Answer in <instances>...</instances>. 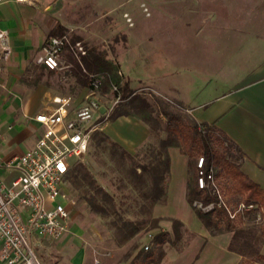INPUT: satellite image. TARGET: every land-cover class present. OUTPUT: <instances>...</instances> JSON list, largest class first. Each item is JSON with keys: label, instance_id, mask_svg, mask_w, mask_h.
I'll return each mask as SVG.
<instances>
[{"label": "rangeland", "instance_id": "rangeland-1", "mask_svg": "<svg viewBox=\"0 0 264 264\" xmlns=\"http://www.w3.org/2000/svg\"><path fill=\"white\" fill-rule=\"evenodd\" d=\"M49 1L55 7L56 16L64 26V31L70 32L73 38H83L92 50L93 47L109 49L114 44L115 36L123 34L124 26L132 25L127 20L128 12L123 9L139 7L142 3L141 8L147 17L140 16L142 23L139 31L147 33L153 40L164 37L167 40L170 37L177 40V51L181 52V57L177 61L167 58L165 71L170 73L167 76L169 82L178 83L183 91L192 97L195 105L208 102L243 84L258 60L264 56V0H184L187 5L180 12L162 10L164 6L160 5L161 0ZM43 5L42 2L33 6V14L38 22L49 16ZM108 6H117V9L109 11L106 9ZM242 39L246 42L243 43ZM165 45L169 47V44ZM163 46L161 51L157 49L152 52V63L157 70L162 68ZM28 64L30 68H34L35 59H29ZM160 71L162 70L159 69L158 72ZM56 81L60 88H64L63 92H66V71L59 73ZM37 89L36 87L35 90ZM107 92V102L111 103V106L105 115L115 106L110 87ZM135 92L134 94L144 96L150 102V111L159 122L158 129L151 128V136L147 142L130 154L114 144L112 138L105 137L102 134L105 131L94 121L88 149L71 170V173L75 172L77 175L71 177L68 182L72 198L75 199V203L70 206V233L73 234L74 243L92 257L93 263L99 258L101 262L110 259L114 264H134L133 258L139 257L137 264H141V257L154 246L153 237L156 232L160 229L167 230L169 239L173 238L171 220L163 219L160 221L161 228L142 229L126 243H118L122 233L120 223H117L118 218L138 220L145 216V197L140 190L150 189L152 181L151 175L143 172L140 165L147 164L156 157L160 138L176 136L177 131L179 145L171 147L183 150L186 146L183 138L188 136L187 142L192 143L197 150L194 158L205 155V148L199 146L193 138L197 135L191 127L195 117L186 107L170 95L166 98L156 93L150 85H142ZM211 146L215 159L214 181L219 187L223 182L229 184L231 177L227 174L225 165L228 159L236 161L237 164L239 160L228 158L227 149L220 143L213 141ZM186 156L189 161L190 156ZM80 165L87 168L97 183L113 198L115 206L109 213L101 214L94 208L93 202L103 201L101 197L96 198L94 190L84 180ZM218 171L221 176L216 177ZM169 179L170 177L164 181L167 193ZM189 179L190 173L188 181ZM223 197H230L234 204L242 200V196L235 193L223 194ZM160 204L161 208L158 207ZM106 205L108 206L107 203ZM188 206L194 209L190 203ZM181 207L179 202L168 203L165 200L154 206L153 213L155 216L168 217ZM246 219L241 223L244 235L237 244L243 245L248 251L259 250L264 253V215L257 211ZM189 223L198 236L192 237L186 245L176 246L168 240L164 245L167 251L165 261L163 260L165 264H264V259L258 258L255 253L243 256L229 249L233 231L224 230L213 237L205 226L203 228L197 215L194 222ZM146 244L149 245L148 249ZM40 254L43 256L41 258L38 254L42 264H46L44 252L40 251Z\"/></svg>", "mask_w": 264, "mask_h": 264}, {"label": "crops", "instance_id": "crops-1", "mask_svg": "<svg viewBox=\"0 0 264 264\" xmlns=\"http://www.w3.org/2000/svg\"><path fill=\"white\" fill-rule=\"evenodd\" d=\"M166 1L161 0L160 5L164 6L162 10L180 12L187 5L184 0ZM42 2L49 16L42 22H38L33 14V6ZM141 4L139 7L123 9L132 17L134 24L124 26L123 34L115 36L114 44L109 49L93 47L92 50L86 41L79 37L88 46V53L83 57L86 68L94 70L99 64L97 61L101 52L107 51L106 59L119 65L118 72L122 75V82H129L134 91L142 85H150L156 93L166 98L168 95L172 96L197 120L216 121V125L223 129L240 148L241 155L238 159L240 168L264 188V56L258 60L249 78L243 84L208 102L195 105L192 97L186 94L178 83L169 82L167 76L170 73L165 71L167 58L177 61L181 57V52L177 51V40H173L172 37L168 38L169 40L166 37L153 40L147 33L139 31L142 23L140 16L147 17ZM54 8L49 0L0 2V28L8 31L11 46L7 55H4L0 49V183L2 184L10 185L20 174L19 169L8 165V161L14 155L31 148L43 131V127L35 120V115L52 106V98L55 95L71 94L74 97L73 106H78L84 101L88 92V83L81 72L82 66L70 50L66 49L63 53V58L71 65L65 70L66 92H63L64 88H60L56 81V76L62 70H50L37 62L46 38L55 35L52 32L58 25H62ZM106 9L115 11L117 6H108ZM242 41L246 42L243 39ZM162 44L164 46L169 44V47L165 48ZM162 46L164 59L162 68L159 66L157 70L152 63L154 58L152 52L157 49L161 51ZM159 56L160 59L161 53ZM32 57L35 59L34 68H30L28 64ZM159 69L162 71L158 72ZM45 77L50 79L44 80ZM36 87L37 90H35ZM107 91L108 89L103 87L100 90V107L94 121L110 138L121 144L127 151L134 153L150 138L151 126L133 114H123L114 120L103 121L102 118L111 106V103L107 102ZM169 150L171 166L166 201L179 202L182 207L177 208L172 216L168 217L181 219L186 227L193 231L194 228L189 222H194L196 212L188 206L186 196L190 173L188 158L175 147ZM161 206V204L158 205L159 208ZM70 229L60 238L37 236L33 238L38 254L43 258L40 254V251H43L46 256V264H94L92 257L74 243ZM163 260L165 261V257ZM163 260L158 264H165ZM0 264H7L1 255ZM102 264H114V262L105 259Z\"/></svg>", "mask_w": 264, "mask_h": 264}, {"label": "built area", "instance_id": "built-area-1", "mask_svg": "<svg viewBox=\"0 0 264 264\" xmlns=\"http://www.w3.org/2000/svg\"><path fill=\"white\" fill-rule=\"evenodd\" d=\"M3 1L6 0H0ZM126 16L133 24L132 17L128 13ZM0 49L6 54L11 50L9 33L3 28H0ZM66 49L82 66L88 92L78 106H73L71 94L53 96L52 106L35 115V120L43 127L35 144L8 161L20 174L10 185L0 183V255L7 264H42L33 238H60L70 229L75 199L68 187L69 174L88 149L93 121L100 107L99 93L107 74L86 68L83 57L88 53V46L83 39H74L68 31L47 37L37 62L51 70L65 71L71 66L63 58ZM110 87L115 105L122 100L121 85L112 81ZM197 165L199 187L215 184L213 168L206 170L205 155L198 157ZM195 204L203 206L198 201ZM251 207L243 203L240 206ZM145 247L148 249L149 245ZM94 264L102 262L96 258Z\"/></svg>", "mask_w": 264, "mask_h": 264}, {"label": "trees", "instance_id": "trees-1", "mask_svg": "<svg viewBox=\"0 0 264 264\" xmlns=\"http://www.w3.org/2000/svg\"><path fill=\"white\" fill-rule=\"evenodd\" d=\"M64 26L58 27L52 33H63ZM79 38V37H78ZM77 39V38H74ZM107 51H102L99 57L98 66L94 68V72H102L107 74V79L103 84V88H109L112 81L120 83L122 91V100L115 104L113 109L108 115H105L102 120H114L123 114H133L148 123L152 129H158L159 122L156 120L150 111V102L144 96L134 94V90L130 87L129 82L123 81L122 75L118 72L119 65L112 60L106 59ZM51 70V69H50ZM89 70V69H88ZM82 76L88 83L86 74L82 70ZM113 72V74L111 73ZM182 105V104H181ZM183 106V105H182ZM123 108V109H121ZM197 135L193 138L197 141L199 146L205 148V167L206 170L213 168L214 152L211 143L218 142L227 149L228 158H235L238 160L241 152L236 142L221 128L216 125V121H199L194 118L191 126ZM176 136H167L159 139V147L157 149L156 157L148 161L147 164H141L143 172H148L151 175L152 186L150 189H141L140 193L145 197V216L138 220L118 218L120 229L122 230L121 237L118 240L119 244L126 243L131 237L139 233L142 229L150 230L153 228H161L160 221L163 219L171 220L173 238L170 240L168 237L169 232L160 229L153 237L154 246L145 252L139 260L141 264L161 263L167 254L165 243L170 240L173 245H186L190 242L196 233L186 227L185 223L177 217H163L155 216L153 213L154 206L159 202H164L167 198V186L164 181L170 177L171 155L169 148L171 146H178L179 134L177 131ZM105 137L110 139V136L102 132ZM178 134V135H177ZM189 138L184 137L183 140L186 144L185 148L181 151L190 156L188 161L190 179L187 184V200L194 207L196 215L201 220L202 224L207 228L211 235H217L224 230L233 231L232 240L229 243V249L234 250L243 256L255 253L258 258L264 259V253L259 250L248 251L243 245H239L241 237L244 235L241 223L245 221L246 217L253 215L260 211L264 215V188L256 181L252 180L237 164L236 161L228 159L225 170L231 177L229 184L222 183L220 187L211 184L209 187L200 188L198 185V159H195L196 147L187 141ZM116 145L122 147V150L131 154L121 144L114 141ZM80 171L84 180L95 192L96 198L101 197L103 203H94V208L101 214L109 213L110 209L115 206L113 198L102 186H100L96 179L91 175L90 171L84 166L80 165ZM77 175L75 172L70 171L69 181L71 177ZM221 176L218 171L216 177ZM235 193L242 196V200L237 203H232L230 197H223V194ZM201 202L202 207L195 204ZM108 204V206L106 205ZM246 206L252 205L251 208H240V204ZM210 204L213 206L205 209ZM247 220V219H246ZM264 233V225L262 226ZM245 242L247 239H244ZM243 240V241H244ZM139 257H134V264H137Z\"/></svg>", "mask_w": 264, "mask_h": 264}]
</instances>
